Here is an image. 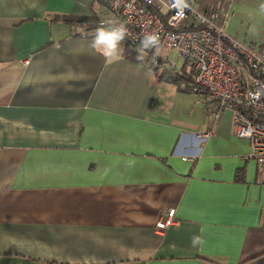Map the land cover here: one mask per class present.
Wrapping results in <instances>:
<instances>
[{
	"label": "crops",
	"instance_id": "crops-1",
	"mask_svg": "<svg viewBox=\"0 0 264 264\" xmlns=\"http://www.w3.org/2000/svg\"><path fill=\"white\" fill-rule=\"evenodd\" d=\"M186 1L264 48V0ZM114 18L104 0H0V264H264V167L231 111L205 112L172 48L93 49Z\"/></svg>",
	"mask_w": 264,
	"mask_h": 264
},
{
	"label": "built area",
	"instance_id": "built-area-1",
	"mask_svg": "<svg viewBox=\"0 0 264 264\" xmlns=\"http://www.w3.org/2000/svg\"><path fill=\"white\" fill-rule=\"evenodd\" d=\"M173 3L108 0L116 18L103 25L123 24L125 37L137 44L145 35L156 34L159 44L149 51L174 49L192 70V90L202 97L205 112L218 118L222 110H230L235 135L249 141L248 157L264 167V48H252L227 34L217 24L218 8L200 11L186 1L188 7L180 15ZM211 133L208 129L193 135L203 142ZM173 213V209L168 210L166 219L156 222V227L164 229L174 224Z\"/></svg>",
	"mask_w": 264,
	"mask_h": 264
},
{
	"label": "clouds",
	"instance_id": "clouds-1",
	"mask_svg": "<svg viewBox=\"0 0 264 264\" xmlns=\"http://www.w3.org/2000/svg\"><path fill=\"white\" fill-rule=\"evenodd\" d=\"M172 7L180 9L179 14H183V9L188 7L186 0H174ZM264 10V5H261ZM127 29L123 24L115 25H101L96 29L94 39L92 40L91 47L100 51L105 57H117L122 49L119 47L120 42L124 40ZM159 44V37L156 34H147L141 41L140 52L141 55L137 59H143V50L149 49ZM203 231V229H202ZM203 240L199 236H195L192 239V245L202 244Z\"/></svg>",
	"mask_w": 264,
	"mask_h": 264
},
{
	"label": "trees",
	"instance_id": "trees-1",
	"mask_svg": "<svg viewBox=\"0 0 264 264\" xmlns=\"http://www.w3.org/2000/svg\"><path fill=\"white\" fill-rule=\"evenodd\" d=\"M104 1L108 4V0H104ZM74 19H76V18L73 17V21H74ZM65 20L67 22H70L71 18L68 17V18H65ZM123 48H124L123 49V55H125L126 57L137 59V57L141 55V52H140L141 44L130 42L126 37L124 38ZM149 57H151V52L148 49H144L143 50V60L145 58L147 59ZM139 60H141V59H139ZM187 75L188 76L186 78V81H187L186 85L189 87L190 90H192L193 73H192L191 69Z\"/></svg>",
	"mask_w": 264,
	"mask_h": 264
},
{
	"label": "rangeland",
	"instance_id": "rangeland-1",
	"mask_svg": "<svg viewBox=\"0 0 264 264\" xmlns=\"http://www.w3.org/2000/svg\"><path fill=\"white\" fill-rule=\"evenodd\" d=\"M157 50V54H159L160 53V51H162V49H160V48H158V49H156ZM164 51H166V50H164ZM166 54L168 55V61L169 62H176V60L178 61V63L182 60V59H180L179 57H177V53H176V51L173 49L172 51H168V52H166Z\"/></svg>",
	"mask_w": 264,
	"mask_h": 264
}]
</instances>
